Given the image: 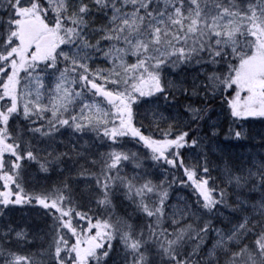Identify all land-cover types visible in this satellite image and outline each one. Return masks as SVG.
<instances>
[{
  "label": "snow or ice",
  "instance_id": "6c2138e0",
  "mask_svg": "<svg viewBox=\"0 0 264 264\" xmlns=\"http://www.w3.org/2000/svg\"><path fill=\"white\" fill-rule=\"evenodd\" d=\"M0 13V264H264V149L216 147L264 118V0Z\"/></svg>",
  "mask_w": 264,
  "mask_h": 264
},
{
  "label": "trees",
  "instance_id": "16d2710c",
  "mask_svg": "<svg viewBox=\"0 0 264 264\" xmlns=\"http://www.w3.org/2000/svg\"><path fill=\"white\" fill-rule=\"evenodd\" d=\"M209 2H211V0H209ZM170 74L172 75V73H170ZM214 107L216 109H220L221 105L217 104V105H214ZM250 119H255L257 122L261 121L263 126H264V118H262V117H250ZM248 121H249V119H248ZM263 134H264V129H263ZM225 139L226 138L224 135H221L218 138V142H217L216 147H218L220 151L217 152V156L222 154L223 156H225L227 158H231V159L236 160V161H242V160L248 158L249 153L259 152L262 149H264V145H261V143L259 144V142L256 141L255 143L250 142L248 145H245L244 148H242V149L240 147H238L235 150L227 151L225 149L224 145L227 144L228 141ZM250 145H252V147ZM213 158L215 159V157H213ZM177 175H179V173H177ZM213 175H215V173H213ZM177 190H180V191L184 192L185 194H187L188 192L191 191L190 189L185 190L179 184H177L176 186H174L173 191L171 193V196L174 195V193ZM164 226L167 227V224H165Z\"/></svg>",
  "mask_w": 264,
  "mask_h": 264
},
{
  "label": "rangeland",
  "instance_id": "374dc122",
  "mask_svg": "<svg viewBox=\"0 0 264 264\" xmlns=\"http://www.w3.org/2000/svg\"><path fill=\"white\" fill-rule=\"evenodd\" d=\"M0 14H3V13H0ZM170 73H169V75H171ZM222 113L223 112H221V114ZM222 134L223 133H221V135ZM128 170L129 171L132 170L131 166H128ZM35 179L38 180V181H49V182H53L54 183L55 180L57 179V177L55 175H53V176H50V177H36ZM176 194H179L180 196L187 195L184 192H182L180 190H177L174 193V195L171 196L173 200H174ZM16 218L17 219H21V218L27 219L34 226V228L43 229L44 231H46L45 224H50L51 223L50 220L46 221L44 219V212L39 208V206H31V207H28V208H20V210L17 212ZM39 234L42 236L43 235V231H41ZM44 246H46V245H43L40 240H37L35 242V244H33V247L37 248V249L40 248V247H44ZM118 259H119V257H114L113 258L114 261H116Z\"/></svg>",
  "mask_w": 264,
  "mask_h": 264
},
{
  "label": "bare ground",
  "instance_id": "6f19581e",
  "mask_svg": "<svg viewBox=\"0 0 264 264\" xmlns=\"http://www.w3.org/2000/svg\"><path fill=\"white\" fill-rule=\"evenodd\" d=\"M221 108L220 109H217V113L220 115L221 114ZM220 119H222V118H220ZM225 146V149L227 150V151H229V150H235L236 149V146L235 145H232V144H225L224 145Z\"/></svg>",
  "mask_w": 264,
  "mask_h": 264
}]
</instances>
